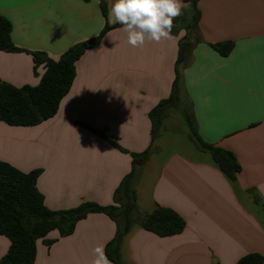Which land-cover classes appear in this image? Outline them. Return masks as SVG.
Returning <instances> with one entry per match:
<instances>
[{
  "label": "crops",
  "instance_id": "crops-1",
  "mask_svg": "<svg viewBox=\"0 0 264 264\" xmlns=\"http://www.w3.org/2000/svg\"><path fill=\"white\" fill-rule=\"evenodd\" d=\"M113 3L0 0V15L11 22L12 41L21 49L0 51V80L37 86L45 69L35 67L32 53L57 61L98 37L106 25L115 26L108 22ZM185 5L171 39L159 44L133 48L121 25L106 32L76 62L72 87L53 118L34 127L0 122V160L26 173L41 169L37 186L49 209L114 204L132 169L131 154L150 145L149 112L171 94L179 41L192 16ZM198 8L199 41L179 67V108L164 120L158 150L138 169L137 209L121 243L122 264H236L248 254L264 256V0H200ZM224 42L234 44L228 56L212 48ZM185 109L206 142L234 155L241 167L236 180L196 147L165 148L164 135L174 127H186L189 139ZM160 207L176 211L186 228L168 237L146 230L143 219ZM116 230L107 215L90 214L70 236L53 231L47 236L52 245L38 241L35 264H91L92 250L106 246ZM9 246L0 236V260Z\"/></svg>",
  "mask_w": 264,
  "mask_h": 264
},
{
  "label": "trees",
  "instance_id": "trees-1",
  "mask_svg": "<svg viewBox=\"0 0 264 264\" xmlns=\"http://www.w3.org/2000/svg\"><path fill=\"white\" fill-rule=\"evenodd\" d=\"M192 7V16L185 26L186 35L179 41V53L176 62V78L170 96L159 102L149 112L151 121V142L141 153H132V169L119 184L114 193V204L102 206L93 202H84L79 206L53 211L45 204L43 194L37 182L41 169L22 172L11 164L0 160V236L10 241L7 253L0 264H35L38 241L47 246L54 240L47 236L58 231L60 237L74 233L79 221L90 214L102 213L112 219L117 226L114 238L105 246V253L112 264H122L120 248L124 236L130 231L137 209L135 186L138 169L142 167L158 150L156 140L161 136L164 120L179 108V67L186 61L196 41H199L200 0H181ZM101 10L106 16V5L101 3ZM180 21L175 18L174 23ZM115 26L106 25L101 34L86 42L68 49L59 60L55 61L46 53L34 52L35 67L43 65L45 72L37 86L16 87L0 80V122L14 127H34L53 118L59 110L62 99L69 93L76 76V62L87 49L100 44L106 32ZM12 24L0 15V51H21L12 41ZM232 42L212 45L221 56H228L233 49ZM189 130V139L194 146L209 153L220 171L230 180H236L241 167L234 155L226 150L206 142L198 133L194 117L189 109L183 111ZM112 145L126 152L118 143L103 131L92 130ZM146 230L168 237L181 233L186 228L184 219L174 210L160 207L146 215L142 221ZM236 264H264V256L252 253L242 257Z\"/></svg>",
  "mask_w": 264,
  "mask_h": 264
},
{
  "label": "clouds",
  "instance_id": "clouds-1",
  "mask_svg": "<svg viewBox=\"0 0 264 264\" xmlns=\"http://www.w3.org/2000/svg\"><path fill=\"white\" fill-rule=\"evenodd\" d=\"M185 7L181 0H114L108 22L122 26L130 46L143 48L148 42L159 44L171 39L174 20L183 14ZM92 252L91 264H112L103 244Z\"/></svg>",
  "mask_w": 264,
  "mask_h": 264
},
{
  "label": "rangeland",
  "instance_id": "rangeland-1",
  "mask_svg": "<svg viewBox=\"0 0 264 264\" xmlns=\"http://www.w3.org/2000/svg\"><path fill=\"white\" fill-rule=\"evenodd\" d=\"M191 10V9H190ZM168 142L165 145V148L169 151L175 150L179 152H184L185 147L190 150H196L194 144L187 137V128H176L170 129L164 135ZM170 141V143H169Z\"/></svg>",
  "mask_w": 264,
  "mask_h": 264
}]
</instances>
